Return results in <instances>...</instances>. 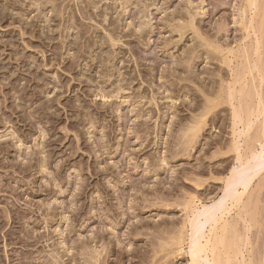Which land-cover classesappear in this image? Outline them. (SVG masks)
Returning a JSON list of instances; mask_svg holds the SVG:
<instances>
[{"label": "rangeland", "instance_id": "rangeland-1", "mask_svg": "<svg viewBox=\"0 0 264 264\" xmlns=\"http://www.w3.org/2000/svg\"><path fill=\"white\" fill-rule=\"evenodd\" d=\"M255 2L0 0V264H86L99 253L97 264L190 263L191 209L222 204L238 156L261 152ZM231 93L233 106L260 109L246 138ZM208 99L216 107L191 137ZM260 171L244 210L227 217L245 238L255 221L244 250L253 264H264Z\"/></svg>", "mask_w": 264, "mask_h": 264}, {"label": "bare ground", "instance_id": "bare-ground-1", "mask_svg": "<svg viewBox=\"0 0 264 264\" xmlns=\"http://www.w3.org/2000/svg\"><path fill=\"white\" fill-rule=\"evenodd\" d=\"M248 2H250V6L254 9V8H257L256 7V2L255 0H247ZM92 3V2H91ZM89 3V4H91ZM95 4V3H94ZM249 4V3H248ZM55 6V5H54ZM89 8V7H87ZM96 8V7H95ZM251 8V9H252ZM56 10V9H55ZM58 10V9H57ZM257 10V9H256ZM255 10V12H256ZM60 11V10H59ZM257 13V12H256ZM255 13V14H256ZM89 14V13H88ZM65 15V14H64ZM253 19L251 18V22H250V28H252V22ZM190 24V23H189ZM188 25V24H187ZM248 25V27H249ZM184 27V25H183ZM186 28V27H185ZM250 28H248L250 30ZM247 29V30H248ZM254 29V27H253ZM252 30V29H251ZM180 31V30H179ZM254 32V31H253ZM210 44V43H209ZM257 44V43H256ZM211 46V45H210ZM258 47L260 46V44L258 43L257 45ZM212 49V48H211ZM256 50H259L260 52V49L256 48ZM255 50V51H256ZM222 51V49H221ZM228 52V51H227ZM230 53H233L232 50L229 51ZM229 53V54H230ZM223 54V53H222ZM218 55V54H217ZM220 55V54H219ZM257 55H258V52H257ZM224 56V55H223ZM225 57V56H224ZM224 57H223V60H224ZM227 58V57H226ZM225 58V59H226ZM260 58V57H259ZM188 61V59H186ZM228 60V58H227ZM222 61L224 62L223 64H226L225 62L230 63V60L228 61ZM260 60V59H259ZM221 62V63H222ZM260 62V61H259ZM227 65V64H226ZM255 65V64H254ZM228 66H230L228 64ZM252 68H258V67H253ZM260 69V68H258ZM252 70L254 69H251L250 71L252 72ZM232 71V70H231ZM260 71V70H258ZM261 74L263 73V70H261ZM236 72V71H235ZM260 73V72H259ZM231 74V73H230ZM264 76V74H262ZM242 78V77H241ZM244 78V77H243ZM246 78V77H245ZM264 78V77H262ZM236 79V78H235ZM262 80V79H261ZM234 81V80H233ZM237 81L238 82H241L242 80H238L237 78ZM232 82V81H231ZM263 82V81H262ZM242 83V82H241ZM245 83V82H244ZM230 85V84H229ZM228 85V86H229ZM238 85V83H237ZM242 85V84H241ZM232 86H235V84ZM244 86V85H243ZM232 87H230L231 89ZM122 89V88H121ZM229 89V93L231 92ZM235 90V88H233ZM232 89V90H233ZM246 89V87H245ZM239 90V89H238ZM237 90V91H238ZM242 90V89H241ZM240 92H243V90ZM246 91V90H244ZM240 92H236V90L233 92V93H239ZM228 93V92H227ZM229 93H228V96H229ZM261 93V92H260ZM242 94V93H241ZM245 94V93H244ZM213 95V94H212ZM225 95V94H224ZM260 95V94H259ZM231 97H228L230 100V104L233 106V100L235 99V102L236 100H238V98H234L235 95H233L232 93L230 94ZM238 96V95H237ZM102 99H106V95H102L101 96ZM231 98V99H230ZM240 98V97H239ZM220 99V98H219ZM242 99V98H241ZM240 99V100H241ZM262 99L261 97H259V100ZM210 100V99H208ZM232 100V101H231ZM211 101V100H210ZM209 101V102H210ZM215 102V100H214ZM232 102V103H231ZM241 102V101H239ZM238 102V107L237 106H233V107H237V108H233L232 112L234 113L233 115V126H234V123H235V127L237 125V127L239 125H242L243 126V130L242 132H239L243 137L246 135L248 136L249 132L251 131L252 129V125L255 123L256 119L258 118L257 116H254L256 115L258 112V110L260 109H256V111L254 110L255 108H247V110H244V106H243V109H242V102L239 104ZM263 102V100L261 101ZM208 103V102H207ZM206 103V107L204 109H207L205 112H203L202 114V117H200V120L202 118L201 121H195L197 123L196 126H192L189 128L188 132H191L190 135H193L191 137H197V133L200 132L202 129L201 127H203V125L206 123H202L204 121H206L205 118H207L206 116L209 115L208 113H210L208 110L212 111L214 110L213 108L216 107V102L215 104L211 101L210 103L207 104ZM219 103V102H218ZM217 103V105H218ZM244 103V101H243ZM262 103H258V107L260 108H263L262 105H260ZM207 105H209L207 107ZM235 105V104H234ZM260 105V106H259ZM219 106V105H218ZM249 105L247 104V107ZM257 107V108H258ZM246 109V108H245ZM252 109V110H251ZM251 111V113L249 111ZM254 110V111H253ZM262 110V109H261ZM259 111L258 115L259 117H261V114L264 115V108H263V111ZM248 111V112H247ZM253 111V112H252ZM207 112V113H206ZM201 115V114H200ZM252 117L254 118L255 117V121L254 123L252 122ZM199 119V118H198ZM205 119V120H204ZM204 120V121H203ZM258 120V119H257ZM203 124V125H202ZM192 128V129H191ZM235 129V128H234ZM193 131V133H192ZM236 131V130H235ZM264 133V131H262ZM236 133V132H235ZM234 133V135H235ZM238 133V135H239ZM261 134L260 137L263 135V140H261L263 143L259 142L260 140H258V142L260 143V146H261V152L259 153H255L256 151L254 150V148H252V152L254 153H250L251 151V148L248 147V149L250 150H246V152L249 151V153H242L241 155L238 156V162L240 163L239 164V167L234 169L232 172H231V176L225 178V180L227 182L226 183V191L224 193V198H222L223 200H220L222 204L218 203L217 204H220L219 206H216V203L214 204L215 206L213 205H210V206H204L203 208H198L199 205H196V203H193L196 205V207L192 208L191 209V212L189 209L187 208H190V207H185L187 210H189V215H186V216H189L187 217V221L184 223L183 222V229L186 227V229L190 228V232L188 233L189 234V239H188V244H189V254H190V263L189 264H253L250 260V257L246 256L247 258H249L248 262L246 260V257L245 255L248 254V255H251L249 253H246L244 252V250H246L247 248V245L248 247L250 246V243H248L250 241V239L247 237V231L250 232V230L254 227V220L250 218V220L248 221V223H252V225L250 226L251 228H247L246 227V230H245V234H246V238L245 236L243 235V233L240 234L239 232V229L236 228L238 225V223H236V225H234L235 223H232L230 220L227 219V217L229 216V214L231 212H233L232 210H235L238 209V212L241 211V205H242V198L245 194V192L247 190H249V187L252 185V182L253 180L255 179V177H257L259 175V171L262 170L264 171V162H262V160L264 159V134ZM248 134V135H247ZM240 136V135H239ZM245 136V138H246ZM194 137V138H195ZM237 137V136H236ZM241 138V137H239ZM239 138L235 139V144L234 145V148H238L240 146V142L238 141ZM260 139V138H259ZM190 141H192L190 138H189ZM250 142V141H249ZM257 144V143H256ZM239 145V146H238ZM238 146V147H237ZM253 147V146H252ZM239 149V148H238ZM237 151V149H235ZM240 150V149H239ZM247 154H249V156L247 157ZM246 155V156H245ZM260 162V163H259ZM46 165L45 162H42V165ZM43 165V166H44ZM260 165V166H259ZM259 166V167H258ZM263 166V167H262ZM257 167V168H256ZM259 169V170H258ZM258 170V171H257ZM261 172V171H260ZM224 180V181H225ZM223 181V180H222ZM242 190V191H241ZM192 201V200H190ZM191 203V204H192ZM198 203V202H197ZM187 205H190L189 203L186 204L185 206ZM202 205V204H201ZM191 206V205H190ZM194 206V205H193ZM244 205H242L243 207ZM245 206L242 208V210H244ZM187 210H185V212L187 213ZM243 213V212H242ZM247 213V212H246ZM245 213V215L247 216V214ZM188 214V213H187ZM231 215V214H230ZM240 215V218H243L241 216V213L239 214ZM239 215L237 217H239ZM230 217V216H229ZM202 218H204V221L201 222ZM232 218V217H231ZM245 219V218H244ZM243 219V220H244ZM249 219V218H248ZM242 220V219H241ZM232 221H235V220H232ZM245 222L247 221L246 219L244 220ZM200 222L203 224V226H201L202 224H200ZM244 222V223H245ZM231 223V224H230ZM247 223V222H246ZM245 223V224H246ZM247 223V224H248ZM186 224V225H185ZM233 224V225H232ZM246 224V225H247ZM185 225V227H184ZM249 226V225H248ZM188 227V228H187ZM245 227V226H244ZM180 229V228H179ZM182 229V228H181ZM181 229L179 230L181 232V235H180V232H179V235L182 236L184 234H182V231ZM207 229V230H206ZM189 230V229H188ZM185 231V230H184ZM206 231V232H205ZM241 231V230H240ZM244 232V231H243ZM184 233V232H183ZM187 233H185L186 235ZM187 234V235H188ZM187 237V236H186ZM186 237H178L177 241H175L174 245H177V246H180L178 248V252H182L185 248H184V241H186L187 239H185L183 241V238H186ZM175 238V237H174ZM248 240V241H247ZM174 241V240H173ZM172 244V245H173ZM169 245V244H168ZM171 245V246H172ZM163 247V246H162ZM177 249V248H176ZM175 250V249H174ZM180 250V251H179ZM165 251V250H164ZM247 251H249L251 253L250 250L247 249ZM98 252V251H97ZM97 252H93L94 254L97 253ZM157 252V251H156ZM173 252V250H172ZM93 253H90L91 256H95V255H92ZM99 253V252H98ZM97 253V254H98ZM170 254V253H169ZM172 254V253H171ZM102 253L96 255L95 257H93L92 259L89 258L90 260H88L86 262V264H97L98 262L101 263L99 257L101 258ZM90 256V257H91ZM28 257V256H27ZM252 258V256H251ZM23 259V257L21 258ZM29 259V258H28ZM263 259V258H262ZM25 260V259H24ZM27 260V259H26ZM101 260H105V258H101ZM90 261V262H89ZM93 262V263H92ZM106 262V261H105ZM104 262V263H105ZM261 262V261H260ZM264 261L262 260V263ZM103 264V263H102ZM106 264V263H105ZM255 264V263H254ZM261 264V263H260Z\"/></svg>", "mask_w": 264, "mask_h": 264}]
</instances>
